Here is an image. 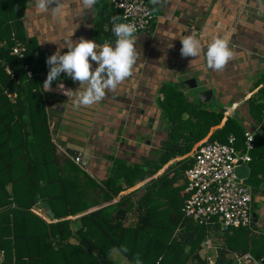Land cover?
Wrapping results in <instances>:
<instances>
[{
  "label": "trees",
  "instance_id": "16d2710c",
  "mask_svg": "<svg viewBox=\"0 0 264 264\" xmlns=\"http://www.w3.org/2000/svg\"><path fill=\"white\" fill-rule=\"evenodd\" d=\"M26 5L27 0H0V264H118L112 257L116 249L131 264H202V246L209 230L183 213L178 218L176 212L182 211L184 194L183 186L176 183L192 164L194 142L221 125L225 110H217V102L196 98L197 103L189 96L181 102L183 89L188 86L184 82L181 86L175 81L162 83L159 101L151 105L131 101L135 93L124 95L125 89L131 91L132 86L125 84L117 94V107L132 112L134 127L143 121L147 107H159L165 138L159 151L149 157L144 155L141 143L121 140L125 125L115 120L114 100L109 96L105 105L97 108L92 125L99 128L104 124L109 130H102L101 137L111 140L102 150L110 165L92 169L95 177L90 175L70 154L59 153L52 139L48 109L53 97L43 86L42 74L64 78L65 73L61 67H51L37 37L28 34L22 23ZM110 5L112 11L107 16L103 13L95 34L119 41L112 25L122 13ZM15 47L24 48L22 57L14 52ZM138 80L135 78L136 83ZM263 82L264 77L256 86ZM105 99L96 98V102ZM249 103L254 112L264 116V85ZM230 134L243 148L245 131L235 116H229L222 127L215 129L211 140L226 142ZM117 142L122 144L120 148ZM255 144L248 181L259 187L264 178V144L257 137ZM115 149L120 150L119 154L113 152ZM255 151H259L258 157ZM180 157L183 159L177 163L181 171L169 166L159 173L165 164ZM140 183L143 185L135 191L118 198ZM140 191L143 194L134 199ZM41 201L51 205L54 218L34 210ZM129 218L134 220L127 224ZM254 232L241 227L218 237L229 249L222 250L219 264H235L229 256L233 251L250 252L260 261L264 256V233L258 236Z\"/></svg>",
  "mask_w": 264,
  "mask_h": 264
},
{
  "label": "crops",
  "instance_id": "0c3cea01",
  "mask_svg": "<svg viewBox=\"0 0 264 264\" xmlns=\"http://www.w3.org/2000/svg\"><path fill=\"white\" fill-rule=\"evenodd\" d=\"M149 2L153 8L157 5L162 9L155 13L153 29L133 34L128 38L130 41L121 40L124 47L115 55L114 45L120 41L103 33L95 34L103 13L107 16L112 11L110 0H27L22 23L29 35L37 37L51 67H61L65 73L64 78L56 74L42 75L45 90L59 100L56 107L63 108L62 112L67 116L68 105L77 98L86 100L88 88L92 90L90 96L102 101L106 89L111 88L115 79V56L124 53L132 67L122 68L126 74L119 78L122 84L118 82L113 86L120 92L125 84L135 85V78L139 79L142 94L134 97L139 102L149 105L154 102L152 81L153 87L165 81L178 83L184 75L186 80H195L190 89L200 88L197 94L188 95L191 100H196L201 90H214L217 110L224 109L225 117L220 126L213 127L204 138L194 142L191 152L202 142L211 140L213 131L222 127L229 116L238 118L244 131L253 132L263 145L264 116L252 110L249 100L264 85L263 82L256 86L264 77V0ZM65 97L69 98L66 100ZM62 100L67 107L60 104ZM118 102L116 95L115 103ZM127 119L128 111H121V107L115 105V120L124 124ZM164 134L159 133L160 139ZM261 151L264 153V146ZM255 155L258 157L259 151H255ZM252 186L256 187L253 182ZM255 189L254 194L263 199L259 212L253 207L252 229L261 234L264 233V178ZM132 222L129 218L127 224ZM2 257L1 254L0 259Z\"/></svg>",
  "mask_w": 264,
  "mask_h": 264
},
{
  "label": "built area",
  "instance_id": "2783aa9c",
  "mask_svg": "<svg viewBox=\"0 0 264 264\" xmlns=\"http://www.w3.org/2000/svg\"><path fill=\"white\" fill-rule=\"evenodd\" d=\"M110 2L122 13L120 20L112 25L119 40L153 29L151 27L156 15L149 0ZM23 50L24 48H14V52L20 53V57L23 56ZM255 146V134L246 131L242 149L237 146L236 136L230 134L226 142L206 140L190 154L192 164L185 171L182 213L185 218L208 227L209 233L202 246V264H219L222 250H229L215 231L224 235L237 228H252L253 186L248 179L238 177L235 169L242 164L249 165L252 160L251 151ZM72 158L82 167L86 154L79 151ZM181 159L183 157L178 158ZM229 256L235 264L252 261L260 263L250 252L233 251Z\"/></svg>",
  "mask_w": 264,
  "mask_h": 264
},
{
  "label": "rangeland",
  "instance_id": "374dc122",
  "mask_svg": "<svg viewBox=\"0 0 264 264\" xmlns=\"http://www.w3.org/2000/svg\"><path fill=\"white\" fill-rule=\"evenodd\" d=\"M152 1V0H151ZM162 11V9H160L157 5L154 6V12L155 13H160ZM128 41L129 39L126 38L125 41ZM120 42L116 43L114 45L115 47V55H118V51L120 52L123 49V42H121V40H119ZM130 41V40H129ZM121 53V52H120ZM132 66H129L128 61H126L124 53H122L119 57L115 56V79L112 81V85L111 88L106 89V96H105V100L101 103H97L96 102V98L95 97H90V92L92 90H90L89 88L87 89V98H89L88 100H84L82 101L80 98L75 99V101L69 106L68 105V109L69 111L66 113L68 116H65L64 113H62V109H58L56 107L57 103L59 100H57V98H54L55 96L52 94L53 96V100H51V103L49 104V112H50V119H51V127H52V139L54 141V143L57 145L58 151L59 153L65 155H71V157H73L76 152H83L86 154V159L84 160V163L82 165V169L84 170H88L87 172L91 173L94 177H95V172L92 171V169H100L101 167H104L107 163L108 168L110 165V162L108 161V155H106L107 153L103 152V148H107L108 146H106L107 144L110 143L109 139L107 136L105 137H101V131H105L108 132L109 130H107V127L102 124L99 128L92 125L94 123V117L96 116V110L98 107L105 105V102L107 99H109V96H111L114 100V103H111L114 111H115V96L117 95V92L120 90H116L115 91V83L119 82V85H121L122 83L119 81L120 77L125 76L126 74H124L121 69L123 68L124 70L126 69H131ZM140 75V73H138ZM157 74H159L157 72ZM44 76V74H42ZM185 77V75H184ZM183 80H181L180 82L177 83V86H181V82L184 81V83L186 85H188L186 82V78ZM44 77H42L43 79ZM50 79H55V77H51ZM179 79H181L179 77ZM163 81V80H162ZM52 84H57L58 81H51ZM114 85V86H113ZM139 83H136L135 85L131 86V93H135V96L138 95V93L142 92L143 88H139ZM162 85V84H161ZM160 83L156 84L153 87V81H152V95L153 97V103H157L159 100L158 98L160 97V92L159 89L161 88ZM192 85V84H191ZM175 88V87H174ZM92 89V88H91ZM187 89H189V92L187 91ZM200 89V88H199ZM199 89H190L188 86H186L183 91H184V95L181 96L180 101H184V97L188 98V95H193V94H197V92L199 91ZM130 91V88L125 89V93L128 94ZM130 95V94H129ZM67 96V95H65ZM215 97H218L217 94H215ZM48 98V97H47ZM46 98V99H47ZM66 100L69 97H65ZM64 98V100H65ZM131 98L134 99V95L131 94ZM216 99V98H214ZM98 100V99H97ZM131 101H137V99L131 100ZM139 101V100H138ZM83 102V103H81ZM196 102L198 103V101L196 100ZM62 106L65 105L67 107V104L63 102V100L61 101ZM201 104V103H200ZM117 106V104H116ZM211 107V104L209 105ZM54 108H57V110L59 111H54ZM140 108V107H139ZM152 108V107H151ZM124 108L121 107V111ZM142 109V108H141ZM61 110V112H60ZM72 111H75V113H73ZM60 112V113H58ZM123 113V112H122ZM144 116H143V121L141 120V122L139 121L138 123V127H134L133 123H131V118L132 117V112L129 111L128 112V117L130 119L126 120V123H124V127H123V134L121 135V140H124L125 142H128L130 144V142L132 141H136L141 143V148L143 149L142 151H144V155L145 156H152L153 153L159 151L160 146L162 144V139H160L159 133H165V122L162 120V116H161V109L159 107L150 109V108H146V111L143 112ZM155 113V115H153ZM54 116H56V118H54ZM59 118V119H58ZM110 119V118H109ZM111 121L113 122V120L111 119ZM115 124V121L113 122ZM91 124V125H90ZM90 125V126H89ZM98 128V129H97ZM97 129V130H96ZM112 132L114 133V131L112 130ZM126 133H130V135L126 134ZM115 135V134H114ZM165 138V137H164ZM115 142V141H113ZM115 145L117 146V148H120L122 144H120L119 142L115 143ZM71 149V150H70ZM74 150V151H72ZM100 150V154H96V151ZM110 152V150H108ZM118 151L115 149L113 152L116 154H119ZM73 154V155H72ZM72 159V158H71ZM178 158H174L172 159L168 164H165L163 166V168H161L160 170V174L163 173L165 170H167L169 168V166H172V168L174 167L175 169H179L180 166H178ZM174 171V170H172ZM171 171V172H172ZM179 171H181V169H179ZM89 173V174H90ZM90 174V175H91ZM156 177V176H154ZM86 179V178H84ZM186 178H185V174L182 175L181 179L176 183V186H183L184 188V182H185ZM143 183L137 184L136 186H134L133 188H130L129 190L121 193V195L118 197L120 198L121 196L128 194L132 191H135L138 187L142 186ZM182 188V190H183ZM256 188V187H255ZM143 192L140 191L139 193L134 195V199H138L140 195H142ZM253 194V201H252V207L255 208V210H257L258 212L260 211L258 209V207L262 206V196L258 195L256 193V195ZM117 198V199H118ZM35 210V209H34ZM35 211H38L39 213H41L44 216H47V211L44 207H37ZM165 215L166 211L164 212ZM178 215V218H182V211L180 210L179 212H176ZM134 219H132L133 221ZM181 225H179L178 230H180ZM178 231V232H179ZM178 234V233H177ZM176 234V235H177ZM216 235H218L219 237L221 236V234L217 233V231L215 232ZM260 236V233L259 235ZM1 256V254H0ZM112 257L115 259L116 263L118 264H131V262L129 261V259L118 249L114 250V252L112 253Z\"/></svg>",
  "mask_w": 264,
  "mask_h": 264
},
{
  "label": "water",
  "instance_id": "95a60500",
  "mask_svg": "<svg viewBox=\"0 0 264 264\" xmlns=\"http://www.w3.org/2000/svg\"><path fill=\"white\" fill-rule=\"evenodd\" d=\"M188 84V86H193L191 84H194L195 83V80L194 79H189L187 80L186 82ZM213 96H214V90L212 88L210 89H204V90H201L198 94V98L204 102H216L215 100H213ZM235 172L236 174L238 175V177L240 178H245V179H249L250 176H251V169L249 167L248 164H242V165H239L236 169H235ZM252 184V183H251ZM255 187L253 188V191L255 192ZM39 205L41 207H44L47 211V214L51 217V218H54L55 214L51 208V205L48 204L47 202L45 201H41L39 202ZM246 264H264V256L263 258L260 260V263L258 262H249V263H246Z\"/></svg>",
  "mask_w": 264,
  "mask_h": 264
},
{
  "label": "flooded vegetation",
  "instance_id": "af4514ba",
  "mask_svg": "<svg viewBox=\"0 0 264 264\" xmlns=\"http://www.w3.org/2000/svg\"><path fill=\"white\" fill-rule=\"evenodd\" d=\"M254 188V187H253ZM253 194H254V191H253Z\"/></svg>",
  "mask_w": 264,
  "mask_h": 264
}]
</instances>
